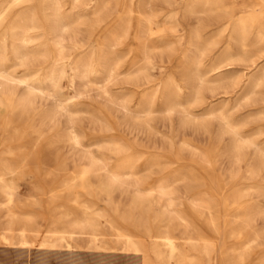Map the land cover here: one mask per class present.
Returning <instances> with one entry per match:
<instances>
[{
	"label": "rangeland",
	"instance_id": "obj_1",
	"mask_svg": "<svg viewBox=\"0 0 264 264\" xmlns=\"http://www.w3.org/2000/svg\"><path fill=\"white\" fill-rule=\"evenodd\" d=\"M58 1L67 11L72 9V12H82L84 16L82 22L75 23L67 34V39L75 41L79 50L68 51L65 59L61 60L60 65L65 70L61 75L62 88L58 92L62 100L78 94V98L69 101L67 105L69 109L77 111L70 121L83 146L73 148L68 143L52 144L44 151V159H60L70 169L74 165L84 166L89 157H95L112 168L117 165L120 156L136 153V174L123 185L111 184V204L106 205L102 198H90L89 201L125 233L139 241L141 247L144 246L142 243L145 244L142 258L146 264H160L154 253L158 250L165 255V248L161 246L154 249L151 246L154 240L151 243L145 238V226L136 216L132 221L124 222L120 217L125 210L131 209L136 182L143 186L153 184L155 187L167 181L170 176L178 180L172 183V208L184 213L189 227L187 231L182 227H175L171 233V238L179 249H189V238L206 235L211 244L210 261L207 263L199 245L192 249V257L197 263L241 264L237 261L241 251L239 245L249 239L253 243L244 255L242 264H264V161L260 160V155H264V86L252 97L245 98L239 83L244 74L264 68V38L258 41L255 50H250L241 57L225 60L222 56L225 48L231 55L239 53V49L227 39V30L221 27L223 14L214 12L199 15L192 13V9L188 12L189 0H100L101 12L98 18L92 14L95 0H79L73 7L72 0ZM39 22V17H35L34 28L30 32L32 45L47 38L48 26L43 27ZM97 23L101 26L98 39L95 36L97 32H93ZM147 23L157 27L156 37L171 42L169 51L161 48L157 40H151L146 51L140 48L143 47L141 32ZM195 30L203 36L210 32L218 34L216 44L200 47L198 52L193 50L195 48L189 41ZM115 37H118V41L112 46L101 47V53L113 63L110 80H76L71 83L68 63L76 57L87 59L91 46L98 47V42L104 43ZM228 42L229 46L225 47ZM47 45L50 47L49 43ZM39 49L38 47L37 50ZM183 56L191 61V68H200L203 83L197 80L192 71L183 68ZM253 62L255 69L252 67ZM218 73L221 74V79L216 81ZM96 74H100V71L97 70ZM166 78L181 93L177 103L169 104L171 108L167 110L154 99L147 116L138 119L132 114L125 116L121 109L122 103H130L131 113L145 108L144 103L151 101L147 96L158 91L160 82ZM51 106L48 102L46 108L50 109ZM211 111L215 112L211 114ZM217 111L228 122L239 124L251 145L243 146L240 153L234 151L233 140ZM33 124L40 130L46 128V136L51 133L52 128L53 134L64 135L70 125L67 115L60 116L50 129L38 118ZM34 138L35 135H31L29 139ZM260 162V170L254 171V165ZM142 163L144 168L139 172ZM205 169H209L218 179V184L210 182ZM106 177L105 170H96L89 175L91 190H96ZM41 182L43 180L26 177L19 182L16 190L20 204L35 198L34 203H28L27 210L34 214L37 225L28 226L29 245L26 248H20L16 243L15 231L8 238L5 237L0 218V264H37L40 259L47 264L139 263L138 258L122 248L114 240L111 231L103 228L97 219L94 221V228L101 236V244L108 251L88 250L86 233L73 236L70 248H58L48 253L40 251V241L59 227L51 223L52 217L62 219L59 211L48 205L45 195L39 193ZM44 182L50 180L45 179ZM247 186H251L248 192L244 190ZM192 196L196 198L197 205L204 201L208 203L210 216L216 222V231L213 232L207 226L206 222L210 217L208 212L192 206L189 200ZM155 199L156 194L152 196L151 205L147 206L148 210L142 215L152 231L158 234L160 229L152 221L153 212H159L153 202ZM234 228L239 235H243L233 239L231 230Z\"/></svg>",
	"mask_w": 264,
	"mask_h": 264
},
{
	"label": "bare ground",
	"instance_id": "obj_2",
	"mask_svg": "<svg viewBox=\"0 0 264 264\" xmlns=\"http://www.w3.org/2000/svg\"><path fill=\"white\" fill-rule=\"evenodd\" d=\"M99 1L95 0V10L92 13L97 18L101 12ZM77 2L79 0H72L71 6L73 7ZM188 4L190 6L188 12H191L190 10L192 9V13L199 15L214 12L223 14L221 27L223 26L227 30V39L232 41L235 47L239 49V53L235 52V55H231L230 51L225 48L222 51V56L225 60L241 57L250 50H255L258 41L264 38V0H189ZM82 14V12H72V9L67 11L58 0H0V218L2 219V232L8 238L15 231L17 236L16 243L19 244L20 248H26L29 245L28 226L37 225V221L34 214L27 210V207L29 202L34 203L35 198L25 204H20L17 201L16 190L21 180L26 177H32L43 180L38 187L39 193L45 195L48 205L58 210L62 216V219L52 217L51 223L57 224L59 227L54 228L53 233H50V235L40 241V251L48 253L58 248H70L73 236L79 233L87 234L86 245L88 250L108 251L107 247L101 244V236L96 233L94 228V221L97 219L102 223L103 228L111 231L114 240L120 243L122 248L138 258V264H146L142 258L145 244L142 243L144 246L141 247L139 241L125 233L118 224H114L89 201L90 198H102L106 205L111 204V184L123 185L136 174L134 166L136 153L120 156L117 159V165L112 168H108L106 162L101 163V159L95 157H89L85 161L84 166L74 165L70 169L60 159H44V151L52 144L68 143L73 148L83 146H81L80 138L70 121L77 114V111L69 109L67 105L69 101L78 98V94L63 100L58 95L61 87V75L65 70V67L61 66L60 62L65 59L68 51L78 52L79 50L75 41L71 38L67 39V34L75 23L82 22L84 19ZM35 17H39L41 21L39 24L43 27L47 25L49 30L47 29L48 33L45 41L32 45L30 32L34 28ZM83 23L85 22L83 21ZM156 30L157 27L151 25V23L145 25L144 30L141 32L143 47L140 48L146 51L147 44L151 40H157L161 48L169 51L171 42L156 37ZM93 32H97L95 36L98 39L101 33L100 24H96ZM192 33L191 37L189 36V42L194 46L195 49L193 50L197 52L200 47L216 44L218 35L216 33L210 32V34L205 36L198 30ZM117 41L118 37H115L104 43L98 42V47L91 46V53L87 59L73 58L67 65L69 67L68 70H70V82L73 83L76 80L108 82L113 75V63L110 58L101 52L103 46L110 47ZM47 43L50 44V47ZM227 46H229V42L225 45V47ZM36 47L40 49L37 50ZM257 54L259 55V53ZM185 58L183 56L181 59L183 68L192 71L197 80L203 83L204 80L200 68H191V61ZM93 63L96 65L93 66ZM252 67L253 69L256 68L255 62L252 63ZM97 70L100 71L98 75L96 74ZM220 79L221 74L219 75L218 73L215 80ZM241 80L239 83L243 89V97H252L257 90L264 86V68H261L260 71L254 70L244 74ZM158 87V91L147 96L151 101L145 102V108H140L136 113H131L130 103L129 105L122 103L121 109L125 116L132 114L137 119L141 118V116H147L154 99L158 100L167 110L171 108L169 104L172 102L177 103L181 93L171 84L168 78L161 81ZM48 102L52 104L50 109L46 108ZM74 106L77 105L74 104ZM213 112L215 111H211V114ZM217 112L222 117L220 118L224 127L233 140L234 151L240 153L243 146L246 144L251 145L239 124L228 122L220 111ZM62 115H67L70 123L64 135L53 134L52 128L51 133L46 136L44 132L46 128L40 130L33 124L34 120L38 118L40 121L45 122L49 126L47 128L50 129L51 125L58 122V118ZM31 135H35V138L29 139ZM260 158V160L264 161V155H260ZM206 163L210 164L208 161ZM260 164L261 162L255 164V167L253 166L255 168L254 171L260 170ZM141 167L138 169L139 172L143 170L144 163L141 164ZM96 170H105L107 177L106 180L99 183L96 190H91L88 176ZM254 171L250 172L254 173ZM204 172L210 177V182L218 184V179L212 175L209 169H205ZM45 179H49L50 182H44ZM175 181L178 180L170 176L167 181L155 187H153V184L143 186L136 182L131 209L125 210L120 220L123 222L132 221L135 216L139 219V222L145 226V238L149 239V242L154 240L153 243L151 242V246L154 249L163 246L166 250L165 255H162L161 251L158 250L154 253L155 258L161 262L160 264H199L192 257V249L199 245L201 253L206 258L207 263H209L211 244L206 235L200 234L195 239L189 238L187 244L189 249L183 250L179 249L171 238V233L174 229L178 227H182L184 231L189 229L186 218L183 215L184 213L182 211H174L172 208L174 193L172 183ZM250 188L251 186H247L244 190L248 192L247 190ZM155 194L157 199L153 200V202L159 212H153L152 221L160 229L158 234L152 231L147 220L142 215L148 210L151 205L150 200ZM189 200L192 206H197L199 210H205L209 216L211 215L207 202L204 201L197 205L196 198L193 196ZM206 223L209 229L213 232L216 231V222L211 216ZM242 235H239L236 228L231 230L233 239ZM252 243L253 240L246 239L239 245L241 248L237 260L239 263H243V257L248 253ZM37 264L47 263L40 259ZM221 264L225 263L222 262Z\"/></svg>",
	"mask_w": 264,
	"mask_h": 264
}]
</instances>
